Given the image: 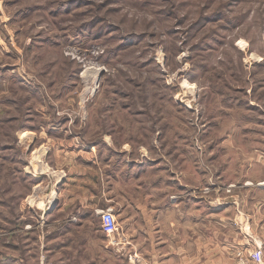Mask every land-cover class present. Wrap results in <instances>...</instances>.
Listing matches in <instances>:
<instances>
[{
  "label": "rangeland",
  "instance_id": "obj_1",
  "mask_svg": "<svg viewBox=\"0 0 264 264\" xmlns=\"http://www.w3.org/2000/svg\"><path fill=\"white\" fill-rule=\"evenodd\" d=\"M74 162L87 244L102 242L108 264H151L141 245L165 211L182 212L184 246L225 225L250 233L264 196V0H0V232L20 206L40 230L78 226L62 210Z\"/></svg>",
  "mask_w": 264,
  "mask_h": 264
},
{
  "label": "crops",
  "instance_id": "obj_2",
  "mask_svg": "<svg viewBox=\"0 0 264 264\" xmlns=\"http://www.w3.org/2000/svg\"><path fill=\"white\" fill-rule=\"evenodd\" d=\"M71 154L73 153L67 152L66 156L71 159L74 157ZM76 155L75 160L78 159V153ZM77 163H69L65 168V171L69 173L65 181L69 182L67 186L74 188V191L70 197L63 198L62 210L66 224H69V219L73 216L78 226L65 227L64 225L58 229L46 227L40 230L37 224L39 215H34V222L32 215L30 220H25L22 206H20V211L11 218L9 228L0 232V264H108L110 262L107 255L104 254L102 242L95 244L94 247L87 244L90 241L88 237H91L93 233L92 230L83 227V213L86 209L91 208V205L74 194L75 189L84 184V171ZM119 176L120 174L116 173V176L111 177L112 182L115 183L116 179L119 180ZM260 192L264 193V190H260ZM252 199L254 213L251 217L245 213L250 218L248 223L250 233H248L249 231H240L241 227L239 228V226L235 227L232 232L229 230L232 225L230 228L225 225L222 230H218L220 228L217 227L212 228L208 234L212 236H209L210 238L203 249L193 243L184 246L181 211L160 213L163 227L154 230L157 232L158 238H154L152 244L141 245L142 248L148 246L151 249L149 254L144 253L145 257L150 258L147 262L151 264H257L251 257L247 259V253L244 252L245 237L248 238V235H253L254 241H258L262 245L264 262V196L256 195ZM230 204H235V202L231 201ZM240 208H242L241 203ZM241 214L243 212L240 209V218ZM53 215V212L44 215L48 225H50L48 220ZM226 215L227 213L223 212L222 220L227 218ZM234 217L236 218L237 214ZM234 217H231L230 220L234 221ZM168 222L174 227L167 226ZM251 227H253L252 231ZM115 248L113 251L120 252L122 247ZM114 254L109 255L115 258V264H118L120 259L117 257L119 255ZM243 257L245 259H242Z\"/></svg>",
  "mask_w": 264,
  "mask_h": 264
},
{
  "label": "built area",
  "instance_id": "obj_3",
  "mask_svg": "<svg viewBox=\"0 0 264 264\" xmlns=\"http://www.w3.org/2000/svg\"><path fill=\"white\" fill-rule=\"evenodd\" d=\"M102 230L109 236L113 237L116 230L118 229V218L112 208L102 209ZM250 256L257 262V264H264L263 262V249L262 245L258 244L257 247L250 252Z\"/></svg>",
  "mask_w": 264,
  "mask_h": 264
},
{
  "label": "bare ground",
  "instance_id": "obj_4",
  "mask_svg": "<svg viewBox=\"0 0 264 264\" xmlns=\"http://www.w3.org/2000/svg\"><path fill=\"white\" fill-rule=\"evenodd\" d=\"M27 134H24L23 136H26Z\"/></svg>",
  "mask_w": 264,
  "mask_h": 264
}]
</instances>
